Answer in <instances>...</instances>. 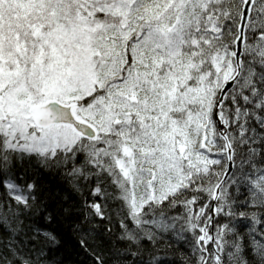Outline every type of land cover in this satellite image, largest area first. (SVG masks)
<instances>
[{
	"label": "snow or ice",
	"instance_id": "1",
	"mask_svg": "<svg viewBox=\"0 0 264 264\" xmlns=\"http://www.w3.org/2000/svg\"><path fill=\"white\" fill-rule=\"evenodd\" d=\"M0 264H264V0H0Z\"/></svg>",
	"mask_w": 264,
	"mask_h": 264
}]
</instances>
